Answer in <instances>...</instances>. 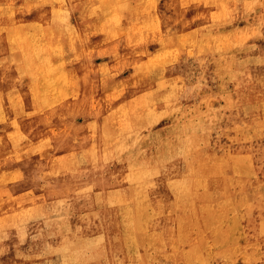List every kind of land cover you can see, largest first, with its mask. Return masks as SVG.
Returning a JSON list of instances; mask_svg holds the SVG:
<instances>
[{"label":"bare ground","instance_id":"bare-ground-1","mask_svg":"<svg viewBox=\"0 0 264 264\" xmlns=\"http://www.w3.org/2000/svg\"><path fill=\"white\" fill-rule=\"evenodd\" d=\"M81 5L63 0L61 11L44 25L17 28L10 26L16 16L3 6L0 158L9 157L10 166L0 172V264H150L158 255L175 264L221 259L236 264L239 257L249 264L264 238V146L255 149L252 141L264 133V111L259 115L251 107L264 105V71L247 85L248 92L228 95L230 104H249V116L231 107L228 114L218 112L183 128H154L155 108L163 106L169 115L177 102L178 84L169 78L167 89L157 91L153 107L134 120L131 131L103 115L79 128L74 117L88 110L73 93L88 96L94 58ZM190 9L181 0L157 8L168 66L175 67L173 55L189 45L217 54L218 65L236 64L222 48V26ZM72 16L79 22L73 24ZM261 54L264 67V49ZM251 55L247 63L256 68ZM141 63L149 66L145 59ZM48 115L80 132V142L49 134ZM145 122L151 123L150 132ZM222 136L228 139L223 146ZM50 152L55 156L46 160ZM111 166L114 172L107 175ZM39 170L48 182L44 194L37 188ZM93 230L102 232L95 237ZM249 241L255 243L252 253Z\"/></svg>","mask_w":264,"mask_h":264},{"label":"rangeland","instance_id":"rangeland-1","mask_svg":"<svg viewBox=\"0 0 264 264\" xmlns=\"http://www.w3.org/2000/svg\"><path fill=\"white\" fill-rule=\"evenodd\" d=\"M44 1L46 4L43 3ZM46 1L0 0V18L5 12V7L3 6H7L13 12L11 14L16 16L12 23L8 22L11 23L10 26L13 28L44 25L52 18V15L61 11L63 5V0ZM76 1L83 2L85 5H81L86 15L84 19L87 20L83 27L84 35L89 38L90 54L92 58L94 57L93 65L89 68L87 76V81L89 80L90 83L86 81L88 96H85V94L81 95L78 91L73 93L75 102L80 107L88 110L87 113L79 112L75 115L74 121L77 127L88 126L100 115H103L109 118L110 122L119 129L131 131L134 120L140 114L148 112L153 107V102H156L157 91L159 94V92L167 89L170 80L174 84V80H176V84H178L176 89L179 92L177 102L172 114L169 115H166L163 106L155 108V115L158 113L159 116L158 119H155L154 128L164 129L173 124H178L183 128L189 123L195 124L209 120L218 112L228 114L231 107L236 108L238 111H243L241 113L244 116L250 115L247 111L249 104H242L243 106L239 102L230 104L228 95L237 91L248 92L247 85L250 83L254 84L255 79L264 71L261 56L264 49V0H244V2L243 0H181L186 6L191 8L192 12L195 10L197 12L201 11L203 13V21L206 20L213 25L222 26L225 30L222 48H224L228 57L237 58V62L233 65L225 63L218 65L217 61L220 60L217 54L205 53L196 46L189 45L183 48L182 51H178V54L173 55L176 60V65L173 68L168 66L170 63L168 53L163 50L165 31L158 21L157 8L158 10H163L168 2L175 0ZM203 1L206 2L204 3L205 6ZM15 5L17 6L14 7ZM3 18L5 19V17ZM71 22L76 24L79 19L76 16H72ZM157 24L159 25L157 26ZM154 25L156 26L155 28H153ZM111 30H113V33ZM241 37H243L244 42ZM249 54H252L251 57L255 60L256 65L254 66L258 67L249 68L247 63ZM144 59L149 64L147 68H143L141 63ZM169 78L170 80H168ZM27 81L25 79L23 84L25 85ZM163 83L164 85H162ZM84 100L86 105L82 103ZM255 106L258 114L263 115L264 105L258 106L255 103L251 107L255 108ZM46 121L48 132L52 136L69 135L73 137L75 143L80 142V136H82L80 132L73 129L64 119L57 121L52 115H48ZM149 125L151 123L145 122V127L148 126L145 129L146 132H150L151 128ZM251 129L254 132L252 127ZM68 130L70 131L68 132ZM257 136L252 140L255 149L264 146V133ZM227 143V137L222 136L221 145L223 146ZM221 148H217L218 153H221ZM49 154L51 155L49 156ZM49 154L45 158L46 160H51L55 156L53 152ZM9 159V157L0 158V172L8 170L10 166ZM185 168L186 165L184 164L183 170ZM113 172L114 167L111 166L107 175ZM37 178V188L44 194L48 189V182L41 170L38 171ZM115 184V179H113L111 186ZM97 187L98 184L95 185L96 189ZM85 213L83 214L85 215ZM75 215L78 216L80 214L76 212ZM101 232L93 230L95 237H99ZM78 236L81 238L82 233L78 232ZM35 240L36 238L33 239V241ZM191 241H195V236L191 238ZM227 243L228 238L225 239V244ZM259 243L260 253L256 258L249 257V264H264V238H261ZM248 244L250 245L249 252L252 253L255 249V243L249 241ZM252 245L253 247H251ZM158 256L155 257L156 261L154 259L151 261L152 264H175L167 256L160 258ZM226 263L232 264L231 261L223 259H221L219 264ZM236 264L244 263L239 257Z\"/></svg>","mask_w":264,"mask_h":264}]
</instances>
